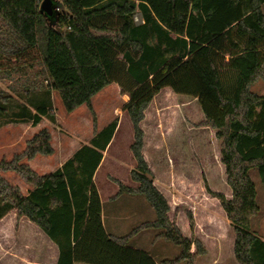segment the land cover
<instances>
[{"label":"trees","instance_id":"trees-1","mask_svg":"<svg viewBox=\"0 0 264 264\" xmlns=\"http://www.w3.org/2000/svg\"><path fill=\"white\" fill-rule=\"evenodd\" d=\"M42 1L0 0V75L42 69V79L35 80L36 73L32 85L42 97L34 114L22 106L15 118H27L33 127L44 118L54 123L51 94L56 93L66 113L87 107L93 134L60 168L39 176L21 161L52 155L51 136L41 129L21 154L0 162V172H14L31 190L24 196L0 177V202L55 244L56 264H156L128 246L146 229L160 230L158 237L180 250L176 259L161 263L195 264L205 250L169 220V206L142 155L144 111L167 88L198 102L199 127L214 131L219 143L231 197L213 196L233 229L236 263L264 264V242L251 231L259 207L250 178L256 169L264 188V97L250 91L264 78V0H52L58 9L52 18L39 12ZM136 14L140 25L134 23ZM110 84L129 97L121 112L132 126L135 160L130 172L135 186L118 184L115 197L140 195L155 214L154 221L123 237L104 231L92 182L118 120L97 131L91 99ZM189 222L192 229L190 215Z\"/></svg>","mask_w":264,"mask_h":264},{"label":"rangeland","instance_id":"rangeland-1","mask_svg":"<svg viewBox=\"0 0 264 264\" xmlns=\"http://www.w3.org/2000/svg\"><path fill=\"white\" fill-rule=\"evenodd\" d=\"M262 14L264 15V5ZM134 23L136 25L142 23L140 14L134 16ZM40 72L42 69L36 66L24 76L16 74L12 78H6L0 75V109L4 110V113L0 112V162H9L14 156L21 154L26 142L41 129H46L51 136L53 153L50 156H37H41L38 163L40 169H43L44 163L42 162L45 160L43 158L48 160L47 165L49 166L44 167V172H49L56 168L52 164L54 158L58 154L68 155L74 149L83 146L93 134V127L89 110L84 111L83 108L75 113H66L56 93L51 94V112L54 115V123L44 118L38 126L33 127L29 119L15 118V115L21 112L22 106L34 114L33 105L42 97L39 95L40 90L33 88L32 85L35 82L36 73L35 80L42 79ZM113 88L115 87H109V90ZM250 91L264 97V78L256 81L250 87ZM189 100L191 99L187 96L167 94L164 90L155 96L144 111V119L140 123L144 138L142 155L150 172L153 186L163 195L169 206V215L167 214L169 220L174 224L177 219L180 220L179 226L183 235L200 243L204 239L201 238L203 236H210L211 240L223 242L222 262L232 264L226 254L228 252L230 254V243L234 242V232L219 200L213 196V194H221L226 199L231 197V191L225 183L224 169L220 163L219 143L214 137V131L199 127L203 122V114L198 102L191 101L190 104H181ZM106 101L114 106L115 113L118 114L119 127L114 133L115 139L111 147L105 152L104 162L100 169L97 168L92 182L96 189L101 191L103 208L110 220L111 217L114 218L113 209L125 207V205L121 206L124 204V197L111 203V197L118 192V184L127 187L135 186L130 178V172L135 167V160L130 151V145L133 142L132 126L128 117L121 112L123 104L112 92L105 90L94 99V105L101 110ZM104 121L106 119L103 117L99 120L102 128L107 123ZM87 122L90 123V128ZM28 162L30 161H21L30 168ZM0 177L9 185L17 187L21 194L20 188L15 183L20 182L27 185L12 171L0 172ZM250 178L256 189V202L259 207V213L251 220V231L264 242V188L256 169L250 171ZM140 198L144 200L143 197ZM144 202L146 208L152 210L148 203ZM110 209H112V214L109 213ZM13 214L15 215L13 210L0 202V220L9 221ZM189 215L192 219V229ZM136 224L118 233H127ZM32 226L37 233L32 235L30 257L40 260L44 257L46 259L50 252L58 255L55 244L38 227L34 224ZM157 232L146 231L142 234ZM5 233L8 236H5ZM9 233L8 227L1 229L0 243L2 246L9 244L7 242ZM204 241L215 242L206 239ZM155 247L157 250L160 249L158 257L162 262L172 261L180 253L178 247L165 241L156 242ZM192 248L195 252V248ZM9 249L13 251L12 248ZM0 260V264L7 262L20 264L4 254L1 255Z\"/></svg>","mask_w":264,"mask_h":264},{"label":"crops","instance_id":"crops-1","mask_svg":"<svg viewBox=\"0 0 264 264\" xmlns=\"http://www.w3.org/2000/svg\"><path fill=\"white\" fill-rule=\"evenodd\" d=\"M112 86L115 87V88H113L112 90H109V87H112ZM105 90L106 91L108 90V91L112 92L115 97L119 98V100L121 101V103L123 105L125 103H127L128 100H129L128 95L121 93V90H120V88H119V86L117 84H110L108 87L104 88L102 91L97 93L91 99V107H92V110H93V112H94V114L96 116V124H97L96 128H97V131L102 129V127L99 125L100 118L103 117V118L106 119V121H104V122H107L106 125L108 123H110L112 120L118 118V114L115 113L114 106H111L108 101L105 102L106 104H103V107H102L101 110L97 106L94 105V99L98 95L103 93V91H105ZM162 90L166 91L167 94L172 93L167 88L166 89H162ZM154 98H153V100H154ZM188 98H190V97H188ZM190 99L191 100H189L187 102H184V103H181V104H190L191 101H196L193 98H190ZM104 105H105V107H104ZM83 108L85 109L84 111H86L87 107L85 105H82L79 108H77L76 110H74L72 113H75L77 110L83 109ZM156 110H158V109H156ZM87 124H88V127L90 128V123L87 122ZM118 127H119V120H118ZM91 137H92V135L89 136L88 140L85 142L84 145L88 144V142L91 139ZM114 139H115V134L112 137V140L110 141L111 142L110 146H108L106 148V150L111 147ZM80 147L74 149L68 155H63L64 153L63 154H58V156H56L54 158V160L52 161V164L56 168L52 169L49 172H44L45 171L44 167H48L49 166V165H47V163H48L47 161L48 160L46 161V158H43V159H45L42 162V163H44L43 164V169L39 168L38 163H39V158L41 156L40 157L39 156L35 157L32 161L28 162V165L30 166L31 170H33L34 172L38 173L39 176L50 174L51 172H53L56 169L60 168L62 166V164L66 160H68ZM143 147H144V138H143ZM106 150H105V152H106ZM105 152L103 153V158L101 160L102 163L100 162V165L98 166V169H100V167L102 166V164L104 162ZM15 185L20 188V190H21V192H22V194L24 196L27 195L28 191L31 190V187H29V186H27L25 184H22L20 182H16ZM97 191H98L99 198H100V203H101V221H102V226H103L104 231L106 232L107 235H110L112 237H123V236L127 235L131 230L136 228L137 226H139V225H141L143 223L152 222V221L155 220L154 211L153 210H149L148 208H146V206L144 204L145 203L144 201H146L144 199V197H143L144 200H142V198H140L142 196H140V195H128V194H122V195H118L117 197H115V196L111 197V203L117 201L121 197H124V204H122L121 206L125 205V207L124 208H119L118 207L117 210L113 209L114 218L111 217L110 220H108V216L106 214V210H104V208H103L101 191L98 188H97ZM125 200H126V202H125ZM150 209H152V208L150 207ZM151 211H153V212H151ZM111 212H112V209L109 210L110 214H112ZM179 222H180V220L177 219L176 222H175V225L177 226L178 230L181 232V229H180V226H179ZM134 223L135 224L137 223V224L134 227H131L130 231H128L127 233H122V234L118 233L121 230H124V229L126 230L127 228H129V226L133 225ZM3 227H8L10 229L9 238H8L9 241H7V242H9V244L6 245V246H2L1 243H0V259H1V255L4 254V255H8V256L12 257L17 263H20V264H56L58 255L55 252H50L47 255L46 259L44 257V259L35 260V259L30 257L31 253H29V252L32 250V247H31V245H32V242H31L32 241V235H35L37 232H35V230H34V228L32 226V223H30L28 220H26L25 218H19L18 219L13 214L12 216H10V220L9 221L8 220H3V219L0 220V231H1V229ZM146 231H155V232L158 231V232L155 233V234H152V233L151 234H142L143 232H146ZM160 233H161V231L157 230V229L141 230V231L136 233L134 236H132L128 240V246L130 248H132V249L141 250V251L147 253L156 264H161L162 261H159L160 259L158 257L159 256L158 253L160 252L159 251L160 249L157 250V248L155 247V243L156 242L164 241L162 238L158 237V235ZM181 234L183 235L182 232H181ZM4 235L8 236V235H6V233ZM139 235H142V236H139ZM184 237H187L189 239V236H184ZM201 238H204V239H206L208 241H215V242H205L204 239L201 240L202 246H203V248L205 250V254L202 255V256H197L195 258V264H223L222 259H221L222 256H223V247H222L223 242H219V240L218 241L211 240L210 236H208V237H204L203 236ZM233 243L234 242L230 243V254L228 252L226 255H228V258L231 259L232 264H237L235 259H234V255H233ZM9 248H12L13 251H11V249H9ZM191 252L194 253V249L193 248L191 249ZM25 253H27V254L24 255ZM5 264H9V262H7ZM14 264H16V263L14 262ZM74 264H81V263H74Z\"/></svg>","mask_w":264,"mask_h":264},{"label":"water","instance_id":"water-1","mask_svg":"<svg viewBox=\"0 0 264 264\" xmlns=\"http://www.w3.org/2000/svg\"><path fill=\"white\" fill-rule=\"evenodd\" d=\"M39 12L44 14L47 18H52L57 13L52 0H43L39 6Z\"/></svg>","mask_w":264,"mask_h":264},{"label":"built area","instance_id":"built-area-1","mask_svg":"<svg viewBox=\"0 0 264 264\" xmlns=\"http://www.w3.org/2000/svg\"><path fill=\"white\" fill-rule=\"evenodd\" d=\"M55 10H56V12L58 11V9H56V8H55ZM141 24H142V23H141Z\"/></svg>","mask_w":264,"mask_h":264}]
</instances>
